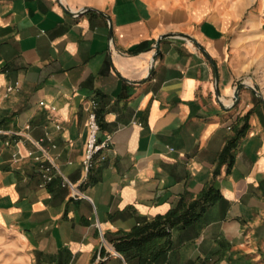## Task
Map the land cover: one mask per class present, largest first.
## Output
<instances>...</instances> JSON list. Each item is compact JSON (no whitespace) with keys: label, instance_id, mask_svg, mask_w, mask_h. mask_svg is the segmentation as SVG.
<instances>
[{"label":"crops","instance_id":"crops-1","mask_svg":"<svg viewBox=\"0 0 264 264\" xmlns=\"http://www.w3.org/2000/svg\"><path fill=\"white\" fill-rule=\"evenodd\" d=\"M0 264H264V0H0Z\"/></svg>","mask_w":264,"mask_h":264},{"label":"built area","instance_id":"built-area-1","mask_svg":"<svg viewBox=\"0 0 264 264\" xmlns=\"http://www.w3.org/2000/svg\"><path fill=\"white\" fill-rule=\"evenodd\" d=\"M112 45L113 42L112 40H110L109 46L112 47ZM88 111H89L88 122H87L88 136H87V143L84 152V157L82 160L84 171L87 174L94 167L96 156L103 150L109 148L112 141L111 136H106L103 140H100L99 138L101 127L98 122L97 102L95 100L91 101V106L88 109ZM36 160L39 161L40 157H36ZM44 170L47 173L50 172V168H45ZM46 179L47 181H52L51 176H47ZM66 183L72 186L69 182Z\"/></svg>","mask_w":264,"mask_h":264},{"label":"water","instance_id":"water-1","mask_svg":"<svg viewBox=\"0 0 264 264\" xmlns=\"http://www.w3.org/2000/svg\"><path fill=\"white\" fill-rule=\"evenodd\" d=\"M241 88V87H240ZM240 88L237 90L236 94H235V97L238 99V92L240 90Z\"/></svg>","mask_w":264,"mask_h":264}]
</instances>
